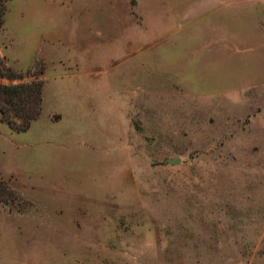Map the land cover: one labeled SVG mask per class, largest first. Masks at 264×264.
I'll return each mask as SVG.
<instances>
[{
	"label": "rangeland",
	"instance_id": "rangeland-1",
	"mask_svg": "<svg viewBox=\"0 0 264 264\" xmlns=\"http://www.w3.org/2000/svg\"><path fill=\"white\" fill-rule=\"evenodd\" d=\"M4 1L0 264H264V0Z\"/></svg>",
	"mask_w": 264,
	"mask_h": 264
},
{
	"label": "trees",
	"instance_id": "trees-1",
	"mask_svg": "<svg viewBox=\"0 0 264 264\" xmlns=\"http://www.w3.org/2000/svg\"><path fill=\"white\" fill-rule=\"evenodd\" d=\"M6 3L0 0V28L5 22ZM18 71L0 58V115L1 120L17 131L28 130L33 121L38 119L44 108V69L36 71L29 82L5 83L23 78L27 73Z\"/></svg>",
	"mask_w": 264,
	"mask_h": 264
},
{
	"label": "crops",
	"instance_id": "crops-1",
	"mask_svg": "<svg viewBox=\"0 0 264 264\" xmlns=\"http://www.w3.org/2000/svg\"><path fill=\"white\" fill-rule=\"evenodd\" d=\"M194 7H197V9L202 10V11H200V12H202L201 13L202 16H200V17H204V16H206L209 13V11L211 9H214L216 6L215 5H208V2L203 4L202 2H198V1L193 4L189 0H187L185 3L182 2V3H178V4L176 3V4L173 5V8H182V9H186V10H191V8H194ZM207 9L209 10L208 12L205 11ZM209 37L208 38L205 37V38H207L209 40ZM213 52H214V50L212 52H210V53H213Z\"/></svg>",
	"mask_w": 264,
	"mask_h": 264
}]
</instances>
